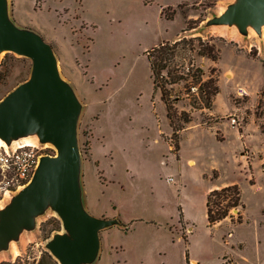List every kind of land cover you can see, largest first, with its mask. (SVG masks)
I'll use <instances>...</instances> for the list:
<instances>
[{"label": "rangeland", "instance_id": "rangeland-1", "mask_svg": "<svg viewBox=\"0 0 264 264\" xmlns=\"http://www.w3.org/2000/svg\"><path fill=\"white\" fill-rule=\"evenodd\" d=\"M238 1L7 0L15 23L51 41L60 75L81 102L77 136L85 209L117 219L100 231L95 260L83 264H186L187 252L201 264H264V22L243 29L237 21L217 20ZM163 8L175 10L174 18H165ZM189 21L195 27L185 31ZM179 34L215 38L222 57L197 58L204 78L212 77L220 92L212 113L190 109L192 126L176 141L146 52ZM32 66L26 55L0 53V101L31 76ZM239 86L248 94L240 96ZM174 93L182 97L178 114L189 109L184 83ZM216 121L221 129L211 127ZM35 136L40 152L57 154L37 130L0 147ZM214 168L221 171L220 182L239 184L245 207L209 226L206 195L217 181ZM24 187L2 193L0 212ZM67 232L48 203L0 246V262L20 256L21 264H60L48 243Z\"/></svg>", "mask_w": 264, "mask_h": 264}, {"label": "water", "instance_id": "water-1", "mask_svg": "<svg viewBox=\"0 0 264 264\" xmlns=\"http://www.w3.org/2000/svg\"><path fill=\"white\" fill-rule=\"evenodd\" d=\"M217 20L237 21L243 29L252 22L260 28L264 0H240ZM4 50L30 57L33 66L31 76L0 101V135L8 141L37 130L41 141L56 146L57 154L41 157L32 180L0 212V246L51 203L68 230L48 243L51 252L60 264L91 262L99 254L100 231L117 219L94 215L82 203L77 136L81 102L61 77L52 44L35 29L15 23L7 0H0V53Z\"/></svg>", "mask_w": 264, "mask_h": 264}, {"label": "trees", "instance_id": "trees-1", "mask_svg": "<svg viewBox=\"0 0 264 264\" xmlns=\"http://www.w3.org/2000/svg\"><path fill=\"white\" fill-rule=\"evenodd\" d=\"M175 10L168 14L163 8L162 14L167 19H173ZM190 21L184 30L194 28ZM201 35L182 34L174 40H163L148 49L146 54L151 70L154 90L160 91L161 100L164 102L170 125L173 128L172 139L179 138V132L186 129L192 122L193 109L212 110L215 97L220 92L215 80L204 78V69L197 58L206 57L213 61L221 59V48L214 40ZM257 55V48L250 51ZM7 56V55H6ZM264 66V54L259 57ZM5 62V58L3 62ZM184 83L188 98L192 99L187 106L189 109L181 110L178 114L177 101L181 93H174L175 86ZM264 94V86L261 89ZM191 109V110H190ZM176 147H178L176 143ZM245 207L242 200V190L238 183H231L222 187L213 188L206 195V214L209 226H214L229 217L233 208ZM243 213L239 210L238 222H242ZM126 230L130 224H122ZM20 256L15 260L2 261L0 264H21ZM187 264H190L188 252Z\"/></svg>", "mask_w": 264, "mask_h": 264}, {"label": "built area", "instance_id": "built-area-1", "mask_svg": "<svg viewBox=\"0 0 264 264\" xmlns=\"http://www.w3.org/2000/svg\"><path fill=\"white\" fill-rule=\"evenodd\" d=\"M238 94L245 96L248 91L244 86H239ZM231 120L235 123L236 116H233ZM38 147V145L24 143L12 145L10 148L0 147V172L3 175V180H0V196L5 191L13 190V187H24L32 180L44 155Z\"/></svg>", "mask_w": 264, "mask_h": 264}, {"label": "crops", "instance_id": "crops-1", "mask_svg": "<svg viewBox=\"0 0 264 264\" xmlns=\"http://www.w3.org/2000/svg\"><path fill=\"white\" fill-rule=\"evenodd\" d=\"M180 35H182V34H179V35H177L174 39H177ZM174 39H171V40H174ZM49 41V40H48ZM51 42V41H50ZM213 110V109H212ZM212 110H210L211 112L210 113H212ZM220 124H221V122H217L216 121V123H213L212 124V128H219V129H221V126H220ZM190 126H192V125H190ZM190 126H188V127H190ZM194 161L195 162V159L194 158H192V157H190V159H189V161L191 162V161ZM214 169H216V170H218L219 171V173H218V176H216V177H213V179H216L217 181L216 182H214L209 188H208V191H210L211 189H213V188H217V187H222V186H225V185H228V184H231V183H233V181H231V182H220L219 180L221 179V177H220V170L219 169H217V168H214ZM220 178V179H219ZM88 205H89V203H88ZM89 207H90V205H89ZM92 211H94V212H96V213H98V214H103L102 212H100V211H98V210H93L92 209ZM225 220V219H224ZM224 220H222V221H224ZM221 221V222H222ZM220 223V222H219ZM242 223V222H241ZM190 264H201L200 263V261H199V259L198 258H196V257H190ZM186 264H187V261H186Z\"/></svg>", "mask_w": 264, "mask_h": 264}, {"label": "bare ground", "instance_id": "bare-ground-1", "mask_svg": "<svg viewBox=\"0 0 264 264\" xmlns=\"http://www.w3.org/2000/svg\"><path fill=\"white\" fill-rule=\"evenodd\" d=\"M6 143H7L6 140L0 135V145H4ZM17 143L18 144H22V143H24V144H36V143H38V137L35 136V138H32V139L28 138L22 142L17 141Z\"/></svg>", "mask_w": 264, "mask_h": 264}]
</instances>
